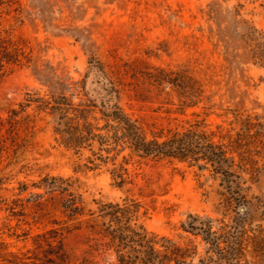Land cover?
<instances>
[{
  "label": "rangeland",
  "instance_id": "rangeland-1",
  "mask_svg": "<svg viewBox=\"0 0 264 264\" xmlns=\"http://www.w3.org/2000/svg\"><path fill=\"white\" fill-rule=\"evenodd\" d=\"M0 48L29 60L0 75V264H118L98 219L104 203L136 201L138 222L176 241L190 214L226 222L234 216L209 171L134 158L119 187L111 163L76 172L89 154L79 160L57 144L52 125L33 108L30 129L24 122L10 129L7 120L28 93H76L95 59L124 111L146 128L183 130L203 120L211 130L236 133L247 116L264 125V0H0ZM160 71L197 80L196 105L145 77ZM251 149L258 173L243 194L247 228L257 229L264 226V141ZM45 177L75 183L82 217H68L58 192L35 188ZM248 258L264 264V255Z\"/></svg>",
  "mask_w": 264,
  "mask_h": 264
},
{
  "label": "trees",
  "instance_id": "trees-1",
  "mask_svg": "<svg viewBox=\"0 0 264 264\" xmlns=\"http://www.w3.org/2000/svg\"><path fill=\"white\" fill-rule=\"evenodd\" d=\"M1 49L0 75L10 67L22 65L24 60L29 63L22 55L9 56L5 52L1 55ZM93 60L76 93L47 97L28 93L19 110L10 112L7 120L10 129L21 122L30 129L35 121L27 110L33 108L37 116H44L47 124L52 125L57 144L73 152L79 160L86 152L89 154L85 164L75 168L76 172L97 171L111 163L109 172L119 187L127 184V166L134 158L177 162L209 171L214 179L220 180L226 211L234 213L228 222L190 214L180 224L181 234L176 241L171 236L148 232L138 222L140 205L136 201L104 203L99 208L98 219L118 264H251L249 255L252 258L264 255V226L247 228L248 201L243 194V185L254 181L258 173V161L251 146L257 140L263 143L264 125L254 123L258 119L247 116L236 133L222 126L211 130L203 120L183 130L146 128L124 111L120 91L100 61ZM160 74L163 76L145 77L159 87L173 88L180 98L190 100L188 106L196 105L193 100L201 93L197 80L191 76H168L164 71ZM245 174L250 175L249 180L244 178ZM74 185L70 178L45 177L34 186L62 195L63 209L74 219L82 217L85 211L83 198L76 194Z\"/></svg>",
  "mask_w": 264,
  "mask_h": 264
}]
</instances>
